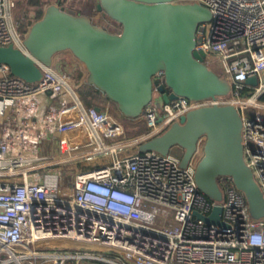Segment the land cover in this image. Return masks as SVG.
<instances>
[{"label": "built area", "instance_id": "built-area-1", "mask_svg": "<svg viewBox=\"0 0 264 264\" xmlns=\"http://www.w3.org/2000/svg\"><path fill=\"white\" fill-rule=\"evenodd\" d=\"M21 1L30 7L0 0V45L29 55L35 19L18 25ZM187 1L211 12L194 50L230 85L226 96L179 98L162 111L151 104L126 125L110 108L87 106L72 72L42 66L32 83L0 63V264H264V217H252L244 193L219 178L223 198L215 201L197 185L206 134L186 167L171 152L139 151L192 110L232 105L264 194V0H176ZM45 95L54 100L47 108ZM46 141L55 154H42ZM217 204L221 223L195 216H210Z\"/></svg>", "mask_w": 264, "mask_h": 264}, {"label": "water", "instance_id": "water-1", "mask_svg": "<svg viewBox=\"0 0 264 264\" xmlns=\"http://www.w3.org/2000/svg\"><path fill=\"white\" fill-rule=\"evenodd\" d=\"M95 8L112 26L49 4L29 27L25 40L29 55L12 45H0V63L33 83L43 78L42 66H53L55 55L68 51L84 66L87 84L129 119L142 115L151 104L162 111L164 103L179 98L220 97L230 92V85L194 50L199 24L212 17L206 7L176 0H96ZM157 74L163 78L157 79ZM242 130L234 106L203 107L141 144L139 151L167 155L180 146L184 149L181 165L186 167L199 137L206 134L205 156L196 170L199 189L221 201L219 178H231L244 193L252 217L258 219L264 217V194L245 162ZM221 213L217 204L210 216L197 212L195 216L207 223H221Z\"/></svg>", "mask_w": 264, "mask_h": 264}, {"label": "rangeland", "instance_id": "rangeland-1", "mask_svg": "<svg viewBox=\"0 0 264 264\" xmlns=\"http://www.w3.org/2000/svg\"><path fill=\"white\" fill-rule=\"evenodd\" d=\"M41 2H42V6L41 5L39 6V9L41 11H43V8H44V6L46 4L49 5L51 3H57L56 0H41ZM63 4H65V6L69 9L68 11L71 12V13L88 15L89 17H92L93 19L95 18V19L102 20V18H106L103 13H100V12H98L96 10L95 3L94 4L92 3V5L94 6L93 8H89L86 5V3L84 2V0H64ZM27 9H28V7H26L23 4V2L21 1V3H19V5L17 6L16 10H14L15 19L17 20V21L15 20V21L24 30L28 28V25H26V23L24 21L26 16L29 17L28 13H27ZM61 59L62 60L73 59L77 63L78 66L74 68V71L71 70V72L73 74V77H72L73 79H72V83L71 84H72L73 89L79 90V87L84 85V82H85V79L83 81V78H85V76H86V70H85L84 66L70 52L67 51V52L58 53V54L55 55L54 61H53V67H54L55 70H58L57 60H61ZM43 97L46 100L45 101V108H47L50 103H54V100L48 98V96L45 95ZM98 106L102 107V108H106V107L110 108L115 113V115L122 122H124L126 125H128L132 121L131 119L124 117L118 111L116 105L111 103V102H108V101L99 102ZM170 152L172 154H174L175 156H178V157L182 158V156L184 154V149L181 148L180 146H175V147H173L171 149ZM42 154H48V155L55 154V142L53 141L52 144L49 143V141L44 142V149L42 150ZM70 245H71V243H69V242H60V245H58L57 247L62 248V249H64V248L66 249V248L71 247ZM75 246L76 245H74L73 248L84 249V250L86 249V248L75 247Z\"/></svg>", "mask_w": 264, "mask_h": 264}, {"label": "trees", "instance_id": "trees-1", "mask_svg": "<svg viewBox=\"0 0 264 264\" xmlns=\"http://www.w3.org/2000/svg\"><path fill=\"white\" fill-rule=\"evenodd\" d=\"M60 4H63V1L61 0H57ZM31 4L33 5H41L42 6V2L41 0H31ZM84 2L86 3V5L89 8H93L94 6L92 5V3L94 4L96 2V0H84ZM67 10H69L67 8ZM44 9L43 11H41L40 9H35L33 10L32 8H28L27 9V13L29 18H34L35 20L40 18L43 15ZM77 93L79 94V96L81 97L82 101L87 105V106H98L99 102H103V101H108L110 102L106 96L99 91L95 86L89 85V84H84L81 87H79V90H76ZM112 103V102H111ZM221 181L226 182V183H231L232 184V180L226 176H222L220 178Z\"/></svg>", "mask_w": 264, "mask_h": 264}, {"label": "crops", "instance_id": "crops-1", "mask_svg": "<svg viewBox=\"0 0 264 264\" xmlns=\"http://www.w3.org/2000/svg\"><path fill=\"white\" fill-rule=\"evenodd\" d=\"M28 3L30 6L29 8H32L33 10L39 9V5L31 4L32 3L31 0H28ZM99 22H97V23H99ZM103 22L104 21H102L100 23H103ZM57 63H58V70L57 71L60 73H69V72H71V70L74 71V68L78 66L77 63L75 62V60H73V59H68V60H62L61 59V60H57ZM84 79L86 80V76H85V78H83V81H84ZM85 83L87 84V82H85Z\"/></svg>", "mask_w": 264, "mask_h": 264}]
</instances>
